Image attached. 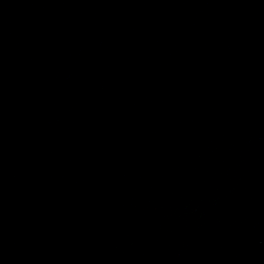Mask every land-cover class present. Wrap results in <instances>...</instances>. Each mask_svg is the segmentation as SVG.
<instances>
[{"label":"water","instance_id":"water-1","mask_svg":"<svg viewBox=\"0 0 264 264\" xmlns=\"http://www.w3.org/2000/svg\"><path fill=\"white\" fill-rule=\"evenodd\" d=\"M0 264H264V0H0Z\"/></svg>","mask_w":264,"mask_h":264}]
</instances>
